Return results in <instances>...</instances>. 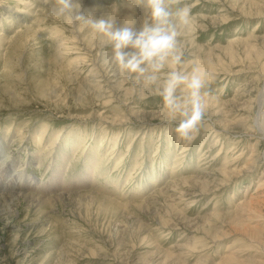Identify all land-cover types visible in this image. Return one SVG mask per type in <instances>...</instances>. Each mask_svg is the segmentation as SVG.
<instances>
[{"label": "rangeland", "instance_id": "1", "mask_svg": "<svg viewBox=\"0 0 264 264\" xmlns=\"http://www.w3.org/2000/svg\"><path fill=\"white\" fill-rule=\"evenodd\" d=\"M79 2L117 26L151 23L134 0ZM170 2L191 9L173 67L199 69L210 93L191 141L155 85L125 79L55 0H0V196L64 195L0 199V264H264V0Z\"/></svg>", "mask_w": 264, "mask_h": 264}, {"label": "clouds", "instance_id": "2", "mask_svg": "<svg viewBox=\"0 0 264 264\" xmlns=\"http://www.w3.org/2000/svg\"><path fill=\"white\" fill-rule=\"evenodd\" d=\"M134 3L143 6L151 20L139 31L130 19L124 26H117L112 16L96 19L85 15L79 0H55L51 14L74 26L79 22L104 38L112 47V62L125 79L155 85L166 116L177 122V139L191 141L205 115V97L210 95L205 91V74L199 69L187 72L173 67L183 62L178 28L189 23L191 9L184 6L173 10L170 0H134ZM129 48L134 51H126ZM166 67L171 70L161 79ZM181 92L182 95L178 94Z\"/></svg>", "mask_w": 264, "mask_h": 264}, {"label": "bare ground", "instance_id": "3", "mask_svg": "<svg viewBox=\"0 0 264 264\" xmlns=\"http://www.w3.org/2000/svg\"><path fill=\"white\" fill-rule=\"evenodd\" d=\"M180 27H183V26H180ZM232 44V43H231ZM114 71H116V70H114ZM264 87H263V89L258 93V105H257V113H256V116H255V121H254V125L256 126V127H258V129H259V131H260V133L263 135V138H264V129L262 128V126L260 125V116L262 115V111H261V109H262V107L264 106ZM34 132V131H33ZM37 132H39L40 133V135H44L43 134V132L42 131H37ZM39 135V134H38ZM22 136V135H21ZM23 138V137H22ZM18 139H20V138H18ZM17 139V140H18ZM4 140V139H3ZM16 140V141H17ZM17 142H19V140L17 141ZM71 143V142H70ZM77 143V142H76ZM73 144V143H72ZM5 145V144H4ZM4 147V146H3ZM6 147V146H5ZM63 150V149H62ZM6 151V150H5ZM4 151V152H5ZM263 155H264V152H263ZM93 156V155H92ZM90 158V157H89ZM92 158V157H91ZM90 158V159H91ZM264 158V157H263ZM88 159V158H87ZM86 159V160H87ZM40 161V160H39ZM64 161V160H63ZM96 162V160H95V158L94 159H92V160H90V161H86V163H88V165H89V167H87V168H85V175H81V176H78V178H77V180L76 181H74L75 183H78V182H82V181H84V180H86L87 178H88V176H87V173H88V170H90V167H92L93 168V165H94V163ZM63 163V162H62ZM17 165V164H16ZM4 166V165H3ZM56 167V166H55ZM60 167V166H59ZM29 168V167H28ZM61 168V167H60ZM56 169V168H55ZM21 170V169H20ZM54 170V169H53ZM55 171V170H54ZM53 171V172H54ZM93 171V170H92ZM91 171V172H92ZM99 171V169H97V170H95L94 172H98ZM82 172V171H81ZM11 173V172H10ZM22 173V172H21ZM92 174V173H91ZM10 175V174H9ZM23 175V174H22ZM22 175H21V178H22ZM97 175V174H96ZM57 176H58V174H57ZM64 177V176H63ZM58 178H59V176H58ZM60 179V178H59ZM63 179V178H62ZM93 179V178H92ZM10 180V179H9ZM12 180V179H11ZM58 180V179H57ZM31 181H33L34 182V184H33V187L34 186H39V185H41L42 187H47L48 186V184L49 183H43V184H39V180L37 179V178H31ZM63 181H64V179H63ZM91 181V180H90ZM15 182V181H14ZM30 183V182H29ZM68 183H69V181H68ZM19 184V183H18ZM32 184V183H31ZM52 184V183H51ZM9 185V184H8ZM15 185V184H14ZM31 186V185H30ZM1 187V186H0ZM3 187V186H2ZM1 187V188H2ZM62 188V187H61ZM68 188V187H67ZM23 189V188H22ZM30 189H32V188H30ZM35 189V188H34ZM43 189V188H42ZM64 189V188H63ZM21 190V189H20ZM68 190V189H67ZM36 191V190H35ZM33 192V191H32ZM43 192V191H42ZM59 192V191H58ZM6 193V192H5ZM17 193V192H16ZM52 194H56V193H52ZM3 195V194H2ZM64 195H61V194H58V195H56V196H54L53 198L52 197H45V196H41V195H37V194H34V195H32V194H26V193H21L20 192V194H15L14 192L13 193H7V194H5V196H0V199H2V201H4L3 203H10V202H14L15 200H18V201H20V199L21 198H23L25 201H27L28 202V204L30 205V204H33V203H36L35 204V207H39L41 204L42 205H45V206H48L49 204H53V202H55V200H59V199H61L62 197H63ZM81 196V195H80ZM104 200H106L105 198H104ZM9 207V206H8ZM146 207H149V206H146ZM10 209H11V207H9ZM170 253V252H169Z\"/></svg>", "mask_w": 264, "mask_h": 264}]
</instances>
